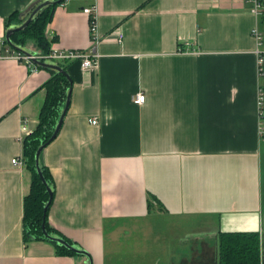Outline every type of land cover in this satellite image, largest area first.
Returning a JSON list of instances; mask_svg holds the SVG:
<instances>
[{
    "label": "crops",
    "instance_id": "crops-1",
    "mask_svg": "<svg viewBox=\"0 0 264 264\" xmlns=\"http://www.w3.org/2000/svg\"><path fill=\"white\" fill-rule=\"evenodd\" d=\"M35 1L0 0V39L8 17ZM92 5L97 66L61 62L69 107L41 155L53 181L48 223L93 264H214L222 233L258 234L264 264V93L260 113L250 35L255 25L264 35V21L244 0H64L45 28L51 50L91 49L82 10ZM49 77L0 44V264H88L22 238L31 184L22 141L38 125ZM168 219L193 227L163 234L156 226Z\"/></svg>",
    "mask_w": 264,
    "mask_h": 264
},
{
    "label": "trees",
    "instance_id": "trees-1",
    "mask_svg": "<svg viewBox=\"0 0 264 264\" xmlns=\"http://www.w3.org/2000/svg\"><path fill=\"white\" fill-rule=\"evenodd\" d=\"M63 1L64 0L60 3ZM53 7L54 5L43 8L34 20L24 29L13 32L10 36L11 41L16 45L23 47H26L25 44L27 41H32L37 50V54H49L51 51L50 44H52L56 38L53 37L51 40H48L45 35V28L52 19ZM20 22L19 12H13L5 22V27L7 29L9 26L18 25ZM4 42L10 49L15 50L6 42V40H4ZM52 61L58 63L66 72V67L63 63L55 60ZM35 66L39 70L43 69L37 65ZM45 70L50 72V77L42 86V88H45L46 90V96L39 112L38 125L35 130L28 134L22 141L25 164L31 172L30 189L23 199L22 238L24 244L31 241H49L42 234V224H44L48 234H56L63 237L48 223L49 207L44 212V205L48 201L49 194L46 191L45 184L42 183L36 172L34 155L40 145H45L46 147L52 142H49V139L52 135L59 111L64 104L66 91L71 88L72 84L69 83L63 74L49 69ZM262 81L263 83H261V85L263 86L264 79ZM41 169L47 184L53 189V181L48 169L43 164ZM63 238L72 244L71 241L65 237ZM51 243L54 244L56 253L59 256L76 255L74 252L54 242ZM217 253L219 260L218 264H260L258 234L222 233L219 237Z\"/></svg>",
    "mask_w": 264,
    "mask_h": 264
},
{
    "label": "built area",
    "instance_id": "built-area-1",
    "mask_svg": "<svg viewBox=\"0 0 264 264\" xmlns=\"http://www.w3.org/2000/svg\"><path fill=\"white\" fill-rule=\"evenodd\" d=\"M244 2L248 5L249 12L257 19L264 21V0H244ZM83 13L87 14L90 17L89 20V31L91 35L92 47L88 51H77V50H51L47 55L38 54L36 57L43 59H52L58 62H71V61H79L80 66L83 70L95 68L98 63V54L95 52V47L99 42V36L97 35V26H96V17L98 15V8L96 5H92L91 7L84 8ZM250 35L255 40V49L254 55L256 60V72L259 79V91H258V99L257 105L259 108V112L261 113V109L263 106V88H262V80L264 79V35L259 28L258 25H255L251 31ZM4 38L0 39V44L3 47V51L5 53V57L8 59H12L15 61H23L27 63L29 71L34 72L37 70L35 64H32L30 59L23 54L10 49L5 45ZM133 103L140 105L144 102L145 96L142 93H136L133 96ZM89 123L95 125L97 123L96 118L89 119ZM259 135L264 136V126L262 123H259ZM21 132H26V123L23 122L21 125ZM11 165L21 166L22 161L18 158H14L11 160Z\"/></svg>",
    "mask_w": 264,
    "mask_h": 264
},
{
    "label": "water",
    "instance_id": "water-1",
    "mask_svg": "<svg viewBox=\"0 0 264 264\" xmlns=\"http://www.w3.org/2000/svg\"><path fill=\"white\" fill-rule=\"evenodd\" d=\"M61 1L62 0H36L26 11L19 14V20L21 22L18 25H11L6 29L5 40L16 51H18L19 53L28 57L33 64H35V65H37L43 69H49V70L63 74L67 78L69 83L71 84V79L69 78L68 74L64 71V69L58 63L52 61L51 59H43L42 60L41 58L36 57L38 55L37 53L30 51L26 47L14 44L10 39V36L13 32H17V31L24 29L30 22H32L34 20V18L37 16V14L43 8L51 6V5L59 4ZM70 93H71V88L67 89V91H66V98H65V101H64L62 108L59 111V115H58L57 121L55 123L52 135L49 139V142H51L55 139V137L57 136V134L59 133V131L61 129V126L63 124L66 112H67L68 107H69ZM44 148H45V145H40L37 148L35 155H34V165H35L36 172H37L38 176L40 177L42 183L45 184L46 191L49 194L48 201L44 205V212H45L47 210V208L49 207L51 201H52L53 189L51 186H49L47 184V182L43 176L42 169H41V166H42L41 155L43 153ZM42 234L49 241L54 242V243H56V244H58L64 248L74 252L75 254L85 256L88 259V264H93V260H92L91 256L89 255V253L85 249H83L82 247H79L77 245L70 244L68 241H66L63 237H61L59 235L48 234V232L45 229L44 224H42ZM215 262L217 264V261H215Z\"/></svg>",
    "mask_w": 264,
    "mask_h": 264
},
{
    "label": "rangeland",
    "instance_id": "rangeland-1",
    "mask_svg": "<svg viewBox=\"0 0 264 264\" xmlns=\"http://www.w3.org/2000/svg\"><path fill=\"white\" fill-rule=\"evenodd\" d=\"M262 83H263V81H262ZM158 224L159 225L156 226V229L157 228L160 229L159 228V226H160L161 230H162V233L163 234L167 233V235H169L170 233H179L180 231H187V230H190L193 227V225L191 223H189V222H186V223L185 222H180L177 219H175V220H169L168 219L167 221H161ZM150 245H151V243L147 242L144 247H145V250H147V253L151 252L150 255H146V258L152 259V253L155 256V251H153V247H151ZM177 250H179L178 252H180L181 248H178ZM121 257L122 256H118L117 257L118 260H114V261H110V262H106V263L107 264H124L123 261H120ZM209 258H207V259H209Z\"/></svg>",
    "mask_w": 264,
    "mask_h": 264
},
{
    "label": "flooded vegetation",
    "instance_id": "flooded-vegetation-1",
    "mask_svg": "<svg viewBox=\"0 0 264 264\" xmlns=\"http://www.w3.org/2000/svg\"><path fill=\"white\" fill-rule=\"evenodd\" d=\"M215 261H217V264H218V253L215 255V260H214V262ZM196 264H213L211 261H207V260H205L204 259V261L202 262V261H200V263H196ZM214 264H216V262L214 263Z\"/></svg>",
    "mask_w": 264,
    "mask_h": 264
}]
</instances>
